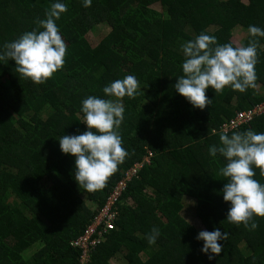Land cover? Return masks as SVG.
<instances>
[{
  "label": "trees",
  "instance_id": "obj_1",
  "mask_svg": "<svg viewBox=\"0 0 264 264\" xmlns=\"http://www.w3.org/2000/svg\"><path fill=\"white\" fill-rule=\"evenodd\" d=\"M67 11L55 23L67 45L62 69L42 85L20 78L14 61L0 60V264H81L72 246L104 208L126 173L145 162L119 204V221L90 264H264V218L257 229L226 221L223 200L226 159L216 131L242 110L264 102V37H257L255 87L245 92L211 88V105L200 110L174 85L184 75L182 45L201 33L220 45L232 44L237 28L264 30V0H0V53L6 42L38 28L54 3ZM161 5L162 11L154 8ZM100 25L110 33L97 47L88 36ZM250 35L241 46H248ZM214 47V46H213ZM128 75L139 87L122 100L118 129L128 155L96 192L79 188L75 157L62 153L59 139L88 131L82 101ZM264 133V116L236 132ZM232 134V133H231ZM231 134L229 136H231ZM256 179L264 184L259 169ZM185 197L197 201L196 214L208 232L228 233L219 256L209 260L199 230L182 215ZM160 235L149 245L152 228ZM39 247L35 252L32 249Z\"/></svg>",
  "mask_w": 264,
  "mask_h": 264
},
{
  "label": "clouds",
  "instance_id": "obj_2",
  "mask_svg": "<svg viewBox=\"0 0 264 264\" xmlns=\"http://www.w3.org/2000/svg\"><path fill=\"white\" fill-rule=\"evenodd\" d=\"M91 2L84 0V7H90ZM66 11L65 4H52L46 11V19L36 22L43 30L34 29L13 42H6L0 60L14 61L20 78L31 80L33 84L42 85L51 79L65 62L67 45L55 21ZM247 31L252 39L246 47L220 45L214 36L204 33L181 46L185 57L182 64L184 75L177 79L174 89L193 108L203 110L211 105L212 100L206 96L209 88L221 93L230 86L233 91L243 93L255 87L259 47L256 38L264 37V30L250 25ZM138 87L136 77L128 75L103 89L106 96L115 99L94 96L84 99L81 112L88 131L75 136L63 135L58 140L62 153L75 157L74 179L86 192L106 187L109 177L128 155L118 132L125 111L122 100L125 96L134 98ZM219 140V146H212L209 154L215 157L219 153L227 161L219 171L227 180L223 200L231 205L226 221L237 226L243 224L245 228L250 224V230H255L258 224L254 218H264V184L254 179V169H259L260 176L264 177V133L247 130L229 136L224 130ZM159 235V229L153 227L146 235L148 244L154 245ZM196 239L204 242L201 251L211 253L208 259L212 260L222 251L218 241H226L228 233L219 228L212 232L203 230Z\"/></svg>",
  "mask_w": 264,
  "mask_h": 264
},
{
  "label": "built area",
  "instance_id": "obj_3",
  "mask_svg": "<svg viewBox=\"0 0 264 264\" xmlns=\"http://www.w3.org/2000/svg\"><path fill=\"white\" fill-rule=\"evenodd\" d=\"M261 116H264V102L248 110L236 113L234 117L225 121L216 132L221 133L227 130L230 135ZM143 166L142 164H137L126 173L125 179L118 182L100 214L87 228L85 233L72 242L74 248L82 251L81 264H90L94 251L107 241L112 231L116 230L120 217L119 204L125 195L129 183L138 175Z\"/></svg>",
  "mask_w": 264,
  "mask_h": 264
},
{
  "label": "rangeland",
  "instance_id": "obj_4",
  "mask_svg": "<svg viewBox=\"0 0 264 264\" xmlns=\"http://www.w3.org/2000/svg\"><path fill=\"white\" fill-rule=\"evenodd\" d=\"M244 3L248 4V0H243ZM155 9L162 11V7L161 5H156L154 6ZM244 29L241 28H237L234 31V35H233V39L232 42L236 45V46H241L242 45V40H245L246 38V32L243 31ZM111 29L109 26H105V25H100L98 27H96L92 32H90L88 39L90 41V43L92 44L93 47H97L101 41L110 33ZM247 31V30H246ZM248 32V31H247ZM151 156H153V154H151ZM151 156L147 157L145 159V162L150 163L151 161ZM145 162L143 163H138V164H142L144 165ZM144 167V166H143ZM184 202L186 203V206L182 212V215L188 220V222L191 225H194L199 232L205 230L203 224L201 223V221L199 220V218L197 217L196 214V207H197V201L189 198V197H185ZM39 247H36L33 250V252H35V250H37ZM81 262H82V258H80ZM113 264H125L123 262V260L120 259H113L112 260Z\"/></svg>",
  "mask_w": 264,
  "mask_h": 264
},
{
  "label": "crops",
  "instance_id": "obj_5",
  "mask_svg": "<svg viewBox=\"0 0 264 264\" xmlns=\"http://www.w3.org/2000/svg\"><path fill=\"white\" fill-rule=\"evenodd\" d=\"M243 31L246 32V35H247L246 38H247L248 35H249L248 32H247L246 30H243ZM233 35H234V34H233ZM246 38H245V39H246ZM232 39H233V38H232ZM242 42H244V40H242ZM79 238H80V237H79ZM76 240H77V239H75L74 241H76ZM74 241H73V242H74Z\"/></svg>",
  "mask_w": 264,
  "mask_h": 264
}]
</instances>
